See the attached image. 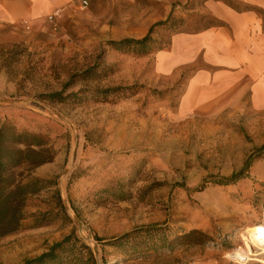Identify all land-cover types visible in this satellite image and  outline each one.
Returning <instances> with one entry per match:
<instances>
[{"label": "rangeland", "instance_id": "rangeland-1", "mask_svg": "<svg viewBox=\"0 0 264 264\" xmlns=\"http://www.w3.org/2000/svg\"><path fill=\"white\" fill-rule=\"evenodd\" d=\"M80 1L39 25V36L18 24L0 29V122L55 149L33 170L51 183L28 196L18 229L0 237V263L22 264L66 238L62 264H228L233 248L254 253L242 233L264 225V151L234 183L216 182L264 144V109H249L243 95L239 106L179 111L205 62L195 41L188 51L175 42L219 24V0H86L84 9ZM146 33L147 52L110 45ZM172 55L185 63L169 68ZM58 91L62 102L45 97ZM190 229L212 240L163 247Z\"/></svg>", "mask_w": 264, "mask_h": 264}, {"label": "crops", "instance_id": "crops-1", "mask_svg": "<svg viewBox=\"0 0 264 264\" xmlns=\"http://www.w3.org/2000/svg\"><path fill=\"white\" fill-rule=\"evenodd\" d=\"M239 1L251 7L237 10L219 0L212 5V14L219 24L199 30L195 35H182L175 42L177 46L181 42L179 49L187 50L186 45L195 41L205 62L186 85L179 104L180 113L211 111L216 104L239 106L243 95L249 109H264V0ZM75 2L0 0V29L18 24L39 36V25L50 23L48 15L58 10L55 18L58 21L72 10ZM170 60L169 68L185 63L184 58L178 60L176 55Z\"/></svg>", "mask_w": 264, "mask_h": 264}, {"label": "trees", "instance_id": "trees-1", "mask_svg": "<svg viewBox=\"0 0 264 264\" xmlns=\"http://www.w3.org/2000/svg\"><path fill=\"white\" fill-rule=\"evenodd\" d=\"M165 23L166 21L158 22L156 25ZM150 42V34L146 33L141 38H123L110 42V45L117 50L147 52ZM88 73H92L91 69L85 70L83 74ZM45 97L58 103L66 99L62 91L47 94ZM256 151L255 155L250 154L245 159L243 166L238 171L216 183L232 184L243 177V173L251 161L259 158L260 151H264V144L259 146ZM54 155L55 149L45 136L19 129L9 121L0 122V237L18 229L28 196L39 192L45 185L51 183V180L33 175V170L42 164L53 161ZM179 185L181 186V184ZM58 199L60 200L59 196ZM128 235L129 233H126L118 237L119 244H122ZM66 239L51 245L46 252L26 259L22 264H62L59 251L68 241ZM210 240H212L211 235L200 229L183 230L173 239H163V247H172L173 244H204Z\"/></svg>", "mask_w": 264, "mask_h": 264}, {"label": "clouds", "instance_id": "clouds-1", "mask_svg": "<svg viewBox=\"0 0 264 264\" xmlns=\"http://www.w3.org/2000/svg\"><path fill=\"white\" fill-rule=\"evenodd\" d=\"M247 239L251 241V248L236 247L225 252L223 259L228 264H264V225L247 228Z\"/></svg>", "mask_w": 264, "mask_h": 264}, {"label": "built area", "instance_id": "built-area-1", "mask_svg": "<svg viewBox=\"0 0 264 264\" xmlns=\"http://www.w3.org/2000/svg\"><path fill=\"white\" fill-rule=\"evenodd\" d=\"M87 5L88 4H87V1L86 0H81L79 2V7L82 8V9L86 8ZM58 14H59V11L58 10L53 11L52 14H50V15L47 16V20L50 23H53L54 24L55 23V18L57 17Z\"/></svg>", "mask_w": 264, "mask_h": 264}, {"label": "bare ground", "instance_id": "bare-ground-1", "mask_svg": "<svg viewBox=\"0 0 264 264\" xmlns=\"http://www.w3.org/2000/svg\"><path fill=\"white\" fill-rule=\"evenodd\" d=\"M256 226H257V225H256ZM252 227H255V226H252ZM252 227H250V228H252ZM242 235H243L244 238L247 239V237H248L249 234H248L247 231H244V232L242 233ZM247 241L249 242L250 240L247 239Z\"/></svg>", "mask_w": 264, "mask_h": 264}]
</instances>
